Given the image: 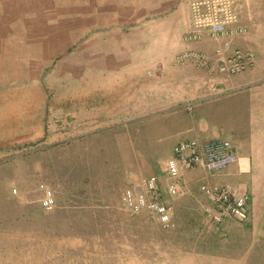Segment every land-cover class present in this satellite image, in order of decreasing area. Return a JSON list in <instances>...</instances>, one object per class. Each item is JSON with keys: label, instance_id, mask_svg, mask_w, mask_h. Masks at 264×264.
<instances>
[{"label": "crops", "instance_id": "crops-1", "mask_svg": "<svg viewBox=\"0 0 264 264\" xmlns=\"http://www.w3.org/2000/svg\"><path fill=\"white\" fill-rule=\"evenodd\" d=\"M82 1L86 4L82 5ZM159 1H170L169 8L174 2L179 3L178 0H148L143 6L137 0L129 6L126 0H102L94 9V0H0V159L9 156V148L22 141L28 143L34 135H44L46 126L44 92L10 86L15 69L25 57L39 59L49 55L50 59L60 62L62 49H70L65 55L77 57L78 63L86 66V79L82 82L84 85L82 79L77 81L75 94L54 95V110L59 111L52 115V126L67 125L68 119L63 122L57 114L75 118L72 123L78 128H114L183 111L188 115L180 122L173 118L177 134L173 147L196 136L205 141L213 138L231 141L242 164L235 163L213 175L199 169L185 173L189 193L183 196V201L188 204L170 205H174V223L182 222L175 211L189 214L194 211L197 217L193 223L206 224L205 208L209 204L200 191L205 180L215 187H240L249 196L245 232L251 244L236 250L240 251L236 255L198 249L180 251L177 264H254L253 258L264 257L258 243L264 242V0H239L238 24L247 28L248 33L231 42L234 47L254 52L257 64L230 80L220 78L213 60L211 72L191 65H175L176 55L184 49L183 37L192 30L188 6L191 0H186L189 4L183 0L178 8L158 15L154 8L157 9ZM34 9L38 12L31 14L30 10ZM77 9H86V13L74 12ZM31 16L54 18L52 26L59 35L52 42L10 40V34L31 31ZM77 32L91 35L82 46H63L61 34ZM224 41L205 34L191 48L213 57ZM212 77L223 82L217 94L209 89ZM22 79L28 81L29 76ZM189 104L192 111L187 109ZM31 130L37 132L31 133ZM244 162L246 169H243ZM160 179L166 188L165 174ZM227 227L217 228L218 232L227 234Z\"/></svg>", "mask_w": 264, "mask_h": 264}, {"label": "rangeland", "instance_id": "rangeland-1", "mask_svg": "<svg viewBox=\"0 0 264 264\" xmlns=\"http://www.w3.org/2000/svg\"><path fill=\"white\" fill-rule=\"evenodd\" d=\"M147 1L141 0L143 6ZM126 2L130 6L137 0ZM167 2L157 3L156 14L178 8L183 0L172 8ZM101 3L94 0V9ZM74 12L83 14L86 9ZM35 17L29 18L30 32L10 34L9 39L52 42L59 35L52 26L54 18ZM89 35L62 33L61 39L63 46L76 48ZM64 49L60 62L49 55L25 57L10 85L44 92L46 126L42 137L22 141L0 159V264H177L180 251L236 255L240 254L236 250L249 246L246 224H228L229 232L218 234L208 223H193L196 212L175 211L181 224L163 228L148 214L136 216L124 208L121 194L127 186L142 177L164 174L163 164L177 137L173 118L180 122L188 112L114 128H78L72 123L75 118L57 114L63 122L68 119L67 125L54 128L52 115L59 111L54 110V95L75 94L77 81H85L87 73L86 66L65 55L68 49ZM41 185L54 192L52 210L40 204ZM169 202L188 204L183 197ZM258 243L264 250V242ZM253 259L254 264H264L262 256Z\"/></svg>", "mask_w": 264, "mask_h": 264}, {"label": "built area", "instance_id": "built-area-1", "mask_svg": "<svg viewBox=\"0 0 264 264\" xmlns=\"http://www.w3.org/2000/svg\"><path fill=\"white\" fill-rule=\"evenodd\" d=\"M240 7L239 0H191L192 30L183 37L184 49L176 55L175 65H191L211 72L213 60L222 80H230L253 69L257 64L256 54L234 47L231 42L233 38L248 33L247 28L238 24ZM205 34L214 39H225L216 48L213 57L191 48L193 43L202 41ZM221 83L217 77L210 79L209 89L212 93L217 94L219 86L223 85ZM187 109L192 111V104ZM235 163L242 164V159L229 140L213 138L205 141L196 136L180 141L163 164V172L167 177L166 188L156 175L139 178L123 190L122 205L133 215L148 214L161 227L173 228V208L169 200L189 193L184 174L197 169L212 175L218 174ZM40 189L43 194L40 203L42 208L52 210L56 204L54 192L45 185H41ZM200 191L208 200L205 213L214 231L224 225L245 224L248 221L249 196L242 188L215 187L206 179ZM14 193H17L15 188Z\"/></svg>", "mask_w": 264, "mask_h": 264}, {"label": "bare ground", "instance_id": "bare-ground-1", "mask_svg": "<svg viewBox=\"0 0 264 264\" xmlns=\"http://www.w3.org/2000/svg\"><path fill=\"white\" fill-rule=\"evenodd\" d=\"M243 169H246V162L243 163Z\"/></svg>", "mask_w": 264, "mask_h": 264}, {"label": "trees", "instance_id": "trees-1", "mask_svg": "<svg viewBox=\"0 0 264 264\" xmlns=\"http://www.w3.org/2000/svg\"><path fill=\"white\" fill-rule=\"evenodd\" d=\"M216 232H218V230H215ZM218 233H221V232H218Z\"/></svg>", "mask_w": 264, "mask_h": 264}]
</instances>
